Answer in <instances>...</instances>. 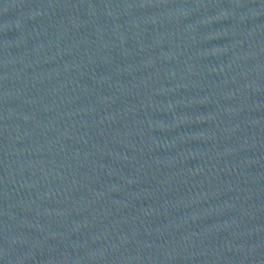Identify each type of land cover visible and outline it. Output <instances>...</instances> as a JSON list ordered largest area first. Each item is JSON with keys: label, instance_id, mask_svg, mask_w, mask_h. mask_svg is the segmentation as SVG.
<instances>
[{"label": "water", "instance_id": "water-1", "mask_svg": "<svg viewBox=\"0 0 264 264\" xmlns=\"http://www.w3.org/2000/svg\"><path fill=\"white\" fill-rule=\"evenodd\" d=\"M0 264H264V0H0Z\"/></svg>", "mask_w": 264, "mask_h": 264}]
</instances>
